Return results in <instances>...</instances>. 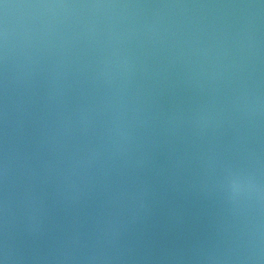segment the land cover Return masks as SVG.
Segmentation results:
<instances>
[{
    "label": "water",
    "instance_id": "95a60500",
    "mask_svg": "<svg viewBox=\"0 0 264 264\" xmlns=\"http://www.w3.org/2000/svg\"><path fill=\"white\" fill-rule=\"evenodd\" d=\"M0 264H264V0H0Z\"/></svg>",
    "mask_w": 264,
    "mask_h": 264
}]
</instances>
